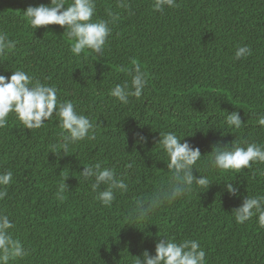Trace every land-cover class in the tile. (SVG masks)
Segmentation results:
<instances>
[{"label": "trees", "instance_id": "1", "mask_svg": "<svg viewBox=\"0 0 264 264\" xmlns=\"http://www.w3.org/2000/svg\"><path fill=\"white\" fill-rule=\"evenodd\" d=\"M48 3L0 0V31L18 42L3 59L54 84L60 98L91 118L96 137L54 153L52 145L62 143L56 120L28 130L10 114L0 129V172L11 170L14 180L0 211L10 215L14 238L30 251L13 264H131L145 249L154 254L159 235L200 241L209 264H264L257 218L238 225L231 215L247 194H264V179L247 170L237 175L201 168L213 182L208 189L160 207L146 228L128 225L134 198L151 194L170 176L156 145L159 131L176 132L202 155L219 142L264 143V128L256 125L264 112V0H177V8L163 13L152 9L153 0H129L133 15L117 8L116 0H97L99 17L106 18L108 9L121 17L102 58L73 56L59 25L30 27L24 11ZM243 45L252 54L236 60ZM133 62L147 74V86L139 99L123 104L108 91L130 82ZM0 74L11 71L0 66ZM232 111L246 122L238 131L224 123ZM137 134L147 143L137 144ZM98 162L125 174L129 184L111 207L95 200L90 182L80 176L83 166ZM62 177L67 191L58 200ZM226 180L240 188V197L227 192Z\"/></svg>", "mask_w": 264, "mask_h": 264}, {"label": "clouds", "instance_id": "2", "mask_svg": "<svg viewBox=\"0 0 264 264\" xmlns=\"http://www.w3.org/2000/svg\"><path fill=\"white\" fill-rule=\"evenodd\" d=\"M177 0H153L152 9L163 13L165 9H174ZM116 7L133 15L129 0H116ZM24 15L32 29L49 25H59L69 44L70 53L79 58L88 52L104 57L113 27L120 20V13L106 10V18L97 15V0H50L48 4L29 6ZM17 40L10 39L6 32L0 31V66L11 71V75L0 74V129L9 123L10 114L23 125L24 129L36 130L45 126L50 120L58 121L62 143L52 145V151L60 149L67 153L69 149L82 141L94 140L96 126L91 118L77 110L72 100L62 99L58 88L30 75L23 68L9 66L3 58L14 53ZM252 54L250 46H237L235 59L240 60ZM86 58V57H85ZM5 62L7 64L5 65ZM130 82L117 83L109 89L108 95L123 104L129 103L130 97L139 99L147 86V74L141 65L133 62L128 70ZM224 123L228 129L238 131L246 122L238 111L227 112ZM256 125L264 128V112L256 119ZM137 144H146L147 137L137 134ZM184 141V142H182ZM156 145L162 150L170 173L168 180L159 185L151 194L134 198L129 213L128 225L141 229L147 227L148 221L157 209L172 204L191 195L197 189H208L213 183L208 175H202L201 168L209 171L226 173H252V177L264 179V143L255 140H234L230 143L219 142L212 151L202 155L199 147L193 146L174 131H159ZM207 159H202V157ZM255 166V167H254ZM127 168L133 165L127 164ZM194 170L199 175H194ZM80 176L90 182L94 199L105 207H111L118 194L127 193L129 184L126 175L119 173L115 167L102 166L101 163L83 166ZM67 177L57 183L55 197L63 200L67 191ZM227 192L240 197V188L231 181H224ZM14 183L11 170L0 172V201L8 197V187ZM248 193V192H247ZM235 223L244 225L257 218V225L264 229V194H247L242 203L231 212ZM15 228L9 214L0 211V264H13L30 255L24 243L14 238ZM143 228V229H144ZM155 243V252L145 249L141 255L133 256L131 264H209L207 252L195 239L177 240L175 236L159 235Z\"/></svg>", "mask_w": 264, "mask_h": 264}]
</instances>
